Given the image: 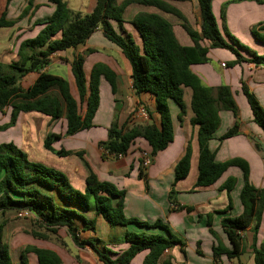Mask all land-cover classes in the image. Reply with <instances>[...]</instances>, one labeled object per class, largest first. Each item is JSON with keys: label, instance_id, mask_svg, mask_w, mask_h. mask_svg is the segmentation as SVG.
<instances>
[{"label": "trees", "instance_id": "16d2710c", "mask_svg": "<svg viewBox=\"0 0 264 264\" xmlns=\"http://www.w3.org/2000/svg\"><path fill=\"white\" fill-rule=\"evenodd\" d=\"M47 1L53 5L54 10L50 17L38 21L37 25L43 26L42 29L35 37L20 42L16 61L9 64L0 62V115H5V112L10 110L9 121L0 125V129L5 130L15 125L18 115L28 112L41 114L51 120L63 118L66 123L65 137L92 128V120L99 106V79L102 77L114 94L115 74L106 66L97 64L86 77L83 72L84 57L76 56L69 64L77 91L76 100L71 96L65 79L42 70L49 64L52 54L75 49L83 45L95 31H101L103 37L118 48L127 60L134 94L150 95L154 99L159 117L158 125L153 121L146 125H133L129 120L118 125L114 121L107 131L106 141L99 143L102 158L126 155L131 144L141 138L150 147L149 156L152 161L173 140L168 101L172 100L178 106V118L181 119L185 113L183 89L188 88L191 92L190 110L193 114L190 124L197 128L198 144L194 188L213 186L230 168H236L241 173L239 202L242 211L234 217H222L219 222L227 246L212 230L211 214L206 215L208 233L214 238L210 264H222V258L231 264H242L240 257L245 252L242 232L246 229L251 231V243L248 248L253 255V264H264V237L257 243L264 207V184L260 188L251 184L250 166L246 160L231 158L222 163L217 162L215 152L208 146L209 141L215 139V133L221 124L220 112L230 113L234 123L217 140H226L239 132L238 107L228 86L207 87L190 69L193 65L207 63L209 50L215 49L226 50L234 55L235 59L224 64L225 66L246 63L264 68V56L242 44L225 26L227 6L247 0L228 1L221 5L219 14L222 30L213 13L214 0H196L198 30L191 26L179 9L170 4L190 0H123L120 3L116 0H96L93 9L87 14L72 11L63 0ZM250 1L264 4L263 0ZM131 5L154 8L173 16L191 45H181L174 34L173 26L158 14L139 12L130 21H125L123 14ZM26 14L27 10H24L20 17ZM20 17L17 20H20ZM17 20L8 21L2 13L0 28L12 27ZM112 23L117 25L122 35L115 32ZM125 23L137 32L140 45L124 30ZM250 32L256 42L264 45V21L257 22ZM29 73H36L37 76L33 83L24 89L20 86V80ZM241 92L247 101L252 122L264 135V109L242 81ZM150 116L148 114L149 118ZM60 138V135L48 133L44 138L43 148L60 158L71 155L82 157L80 152L72 153L62 148L55 150L53 144ZM255 148L257 149L258 145L255 144ZM190 158L191 144L188 142L183 156L174 167L173 184L168 196L169 206L173 211L192 210L190 207L178 206L173 201L174 185L188 176ZM141 168H144L142 160ZM139 177H144L142 171ZM235 184L236 179L229 176L218 188L227 194L228 204L225 212L232 208L230 193ZM124 195V190L117 189L109 182L99 181L90 169L84 190L78 191L70 185L63 173L31 162L13 143L0 144V217L7 213L17 215L26 211L47 234L56 236L60 229L65 228L72 244L76 248L89 247L99 264H130L135 256L143 252L146 254L141 264H171L172 257L168 255L162 259V255H166L177 243L181 248L184 244L161 220L145 223L125 217ZM86 213H92L93 216L86 217ZM99 216L110 227L125 228L121 238L122 242L128 245L125 250L120 253L112 252L101 242L81 240L77 237L78 225H81L82 231L94 232L96 217ZM5 223L0 221V264H12L9 247L3 241ZM129 226L137 231L127 230ZM153 230L159 232H151ZM31 236L40 240L48 238L45 233L31 232ZM18 254L20 264H28V254L35 257L37 264H62L61 258L54 251L32 245L25 246Z\"/></svg>", "mask_w": 264, "mask_h": 264}, {"label": "crops", "instance_id": "0c3cea01", "mask_svg": "<svg viewBox=\"0 0 264 264\" xmlns=\"http://www.w3.org/2000/svg\"><path fill=\"white\" fill-rule=\"evenodd\" d=\"M29 1L31 2L29 3ZM63 1L72 11L87 14L93 9L96 0H86V3L82 1V3L86 5L82 6L80 3L81 6H76V9L69 6L70 0ZM116 1L118 3L121 0ZM190 1H193L197 7L196 0ZM220 1L225 3L229 0H219V2ZM172 4L177 9L181 7L179 3L172 2ZM82 7L83 10L81 11L80 9H82ZM213 7L217 8L216 0L212 3V8ZM236 7L239 9H235ZM24 10H27V14L20 17ZM53 10V5L48 3L47 0H10L9 2H7V0H0V14L4 13L6 20L14 21L20 17V20H17L14 26L0 28V33H2V35H0V62L9 64L16 61V54L20 42L35 37L43 27L37 25L38 21L50 17ZM129 10L132 11L131 13L140 10L142 12L155 13L162 16L173 26V31L178 42L183 46L191 45L189 38L181 30L179 22L173 16L163 14L154 8L143 9L142 6L131 5L123 14V19L125 21H130L133 17L129 14V16L127 15ZM179 10L189 21V17L184 10ZM231 10L235 14L232 16V18L234 17L235 31L239 28L238 25L240 21L245 19L248 20L247 17L250 16V14L254 15L259 12L261 13L257 19H251L247 22L244 29H242L245 33L246 30H251L252 24L257 20L264 19V4H257L256 1L231 3L226 8V23L228 29H230L229 17L231 19ZM112 26L115 28L116 24L112 23ZM123 26L124 30L131 35L136 44L140 45L139 36L134 28L128 23L123 24ZM233 33L235 34V32ZM237 33L239 35V32ZM248 40L249 45H254L261 51L264 49V45L254 41L255 39H252V41L251 39ZM79 55L84 57L83 72L86 77L89 76L92 67L97 64L106 66L115 74L114 94H112L109 84L102 77L99 79V106L92 120L93 127L74 136L65 137L64 132L66 130V123L63 118L51 120L41 114L28 112L18 115L14 128L12 129L14 133L1 139L0 144L13 143L26 154L31 162L43 164L63 173L70 185L81 192L85 188V180L89 175L90 169L99 181L109 182L117 189L124 190L123 213L125 217L135 218L145 223H153L156 220H161L168 226L170 232L173 235L175 234V237H180L181 239L183 236L179 234L181 233L179 229L182 228L183 230L188 228H199L201 232L207 234L206 215L211 214V228L216 231L221 241L227 246L219 222L222 217H234L239 215L242 211L239 202V191L242 185L241 173L236 168H230L213 186L203 189L194 188L197 177L198 144L196 140L197 128L192 127L190 124V120L193 117L190 110V90L188 88L183 89L185 113L181 119L178 118V106L172 100L168 101L173 128V140L167 148L159 152L153 158L150 166L143 169L141 168L143 154L150 153V147L147 142L141 138H137L131 144L126 155L118 158H102V149L99 147V143L106 141L107 131L114 121H116L118 125H121L127 120L133 125H146L152 121L158 125L159 117L156 112L154 99L150 95L140 94L136 96L134 94L131 87L130 66L127 60L123 57L118 48L103 37L99 30L95 31L83 45L75 49L52 54L49 64L42 71L65 79L68 83L71 96L77 100V91L74 79L70 73L69 64L73 58ZM207 57V63L193 65L190 69L199 78L201 83L207 87L215 88L220 85H226L230 88L238 107L237 120L239 126V132L235 136L223 141L217 140L218 137L224 134L234 123L233 116L230 113L220 112L221 124L215 133V139L209 141V149L215 152V160L220 163L231 158L246 160L250 166L251 183L255 181L256 185H261L262 182L264 184V178H261L264 177V158L263 154L258 152L255 148V141H258L261 145L264 144V135L252 122L247 101L241 92L242 81L247 85L249 91L255 96L264 109V68L255 67L252 64L246 63H241L232 67H222L221 64L226 65L227 62L235 59L234 55L226 50H209ZM36 76V73H29L20 80V86L26 89L33 83ZM140 109L144 110L145 115L139 114ZM9 114L10 110L8 109L5 115H0V125L9 121ZM148 114L151 115L150 118ZM48 133L61 136V138L53 144L55 150L62 148L72 153L80 152L82 153V157L71 155L60 158L46 151L43 148V141ZM188 142L191 144L189 173L185 179L174 185L173 190L175 193L173 194V201H175L178 206L190 207L192 210L190 212H186L185 210L173 211L170 209L168 196L173 184L174 167L183 156ZM261 168L263 169L262 176H257L256 169L260 171ZM140 171H142L143 178L139 177ZM229 176L236 179V184L230 193L232 208L225 212L228 204L227 194L224 191H219L218 188ZM262 186L263 185L258 187ZM184 194L189 196L183 197ZM173 209H175V207ZM85 216L90 218L93 214L86 213ZM198 217H200L199 221H197ZM126 229L137 231V229L132 226ZM61 230H64L66 233L65 228H62L57 234L62 233ZM124 231L125 228L121 226L114 228L110 227L108 223L99 216L96 217L94 232L82 231L81 225H78L76 235L81 240L101 242L104 246L106 245V248H108L110 242L112 243L111 251L120 253L128 246L121 240ZM151 232L159 231L153 230ZM242 237L245 243V252L243 255L247 254V260H243L242 255L240 257V262L242 264H253V255L248 248L251 243L250 229L243 231ZM263 237L264 207L257 235L258 244ZM209 239L212 241L210 237H208V241ZM10 243L11 244L7 245L10 250L11 259L13 255L12 247L13 249L16 247L18 249H23L27 245H32L54 251L61 258L62 264H99L87 246L84 248H76L74 246L76 253L74 256H69L61 249L49 244H44L37 239L33 240L31 237L23 236L22 240L19 238L15 241L11 240ZM212 244L213 241L211 246ZM177 249L178 246L174 245L173 249L168 250L166 255H162V259L167 258L169 255L172 257L171 264H174L177 260ZM145 254L146 252L138 254L130 264H141ZM33 258L35 259L32 254L27 255L28 264H30ZM13 263L19 264L17 261ZM222 264L231 263L225 258H222Z\"/></svg>", "mask_w": 264, "mask_h": 264}, {"label": "rangeland", "instance_id": "374dc122", "mask_svg": "<svg viewBox=\"0 0 264 264\" xmlns=\"http://www.w3.org/2000/svg\"><path fill=\"white\" fill-rule=\"evenodd\" d=\"M82 1H83V3H86V0H70L69 6L73 9L74 8L76 9L77 7H79L81 5L85 6L86 4H83ZM121 1H123V0H121ZM247 1H250V0H247ZM120 2H118V3H120ZM80 3H81V5H80ZM170 3L172 6H174L172 4V2H170ZM222 3H223L222 1L219 2V0H216L217 8L213 7V13L217 19L220 30H222V24H221L219 11H220V7H221L220 5H222ZM179 5L181 6V7H179V9L184 10L186 15L189 17V21H190L191 26H193V28L198 30V28H199V16H198V9L195 6V3L193 1H190V2H187L185 4L183 3V6H182V3H179ZM142 8L147 9L144 7H142ZM235 9H239V8L236 7ZM80 10L82 11L83 7ZM137 11L138 12L131 13L132 11L129 10L127 12V15L129 14L131 16H134L135 14L142 12L140 10H137ZM230 12H231L230 13L231 19L229 17V28L230 29H228L227 23L225 24L229 33L231 35H236L234 37L237 38L242 44L246 45L247 47H249L250 49H252L256 53H258L259 55L264 56V49L261 51L256 46L249 45L248 39H251V41H252V39L254 40V37L252 36L251 32L246 30V33H245L242 30L246 26L247 22H249L251 19H254V20L257 19L261 15V13L259 12V13H256L254 15L250 14V16L247 17L248 20L245 19V20L240 21V24L238 25L239 28L237 29V31H235V29H234L235 25H234V21H233L234 17L232 18V16H234L235 14L232 12V10ZM260 21H264V19L257 20L255 23L252 24V26H254L257 22H260ZM114 30L118 35H122V33L119 31L117 25L115 26ZM233 32H235V34ZM237 32H239V35ZM0 35H2V33H0ZM13 128H14V125L10 126L9 128H7L5 130L0 129V140L3 138H6L7 135L9 136L10 134L14 133V131L12 130ZM255 144L258 145V148L256 150H258V152L263 154V158H264V144L261 145L258 141H255ZM261 161H262V159H261ZM263 169H264V167H263ZM263 169L261 168V170H260L261 172L258 171V169H256L257 170L256 175L262 176ZM261 178L263 179L264 177H261ZM254 180H256V179H254ZM251 184L255 188H260L258 186L263 185V182L261 183V185L260 184L256 185L255 181H254V183L252 182ZM187 196H189V195H187V194L183 195V197H187ZM1 220L6 222L4 224V227H3V240L8 245L11 244L10 243L11 240L15 241V240H18L19 238L22 240L23 236L33 238L31 236V232H36V233H41V234L45 233L48 237L46 240H40L37 238H33V240L37 239L38 241L43 242L44 244H49V245H52L54 247H57V248L61 249L62 251H64L69 256H74L76 253L74 250V248H75L74 245L72 244L69 236H67V234L64 232V230H61L62 233L56 234V236L51 235L49 233L47 234V232L44 231L43 227L38 226V223L35 222V219L33 217L29 216V217H25V218H20L14 213H7L5 216L0 217V221ZM197 221H199L198 218H197ZM179 230L181 233H179V232L178 233L181 234L184 239L183 238L181 239L180 237H179L180 239L178 237H177V239H179L184 245L181 248L179 243L176 244L178 246V249L176 252L177 253V260L174 264H209L211 262V243H212V241H214L213 240L214 238L209 233L206 234V233L201 232L199 230V228H190V229L188 228L186 230H183V228H182ZM213 231L216 233L215 230H213ZM206 235L208 237H210L212 239V241L210 239L208 241V237ZM248 238H250V237H248ZM21 242H23V241H21ZM243 244H245L244 241H243ZM108 248H109V250H111L112 243L109 242ZM88 249L90 250L89 247H88ZM20 250H21V248L18 249L16 247L15 249H13V247H12V254L14 255V258L12 255V259H11L12 264H14L13 262H15V261L19 262V258H18L19 254L18 253L20 252ZM91 253H92V251H91ZM247 253H249V252H247ZM242 258H243V260H247V254L243 255ZM30 264H37V262L33 258L32 261L30 262Z\"/></svg>", "mask_w": 264, "mask_h": 264}, {"label": "built area", "instance_id": "2783aa9c", "mask_svg": "<svg viewBox=\"0 0 264 264\" xmlns=\"http://www.w3.org/2000/svg\"><path fill=\"white\" fill-rule=\"evenodd\" d=\"M221 66L224 67L225 65L221 64ZM139 114L145 115L144 110L140 109ZM150 164H151V158H150L149 154H143V156H142V167L147 168L148 166H150ZM17 216L20 218H25V217H29L30 213L23 211V212L18 213ZM166 252L167 251H165V253Z\"/></svg>", "mask_w": 264, "mask_h": 264}]
</instances>
